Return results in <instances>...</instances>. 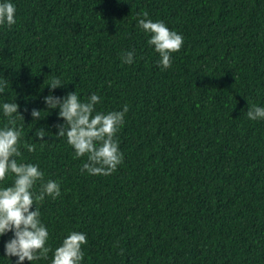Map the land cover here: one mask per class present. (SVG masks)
<instances>
[{"label": "trees", "instance_id": "16d2710c", "mask_svg": "<svg viewBox=\"0 0 264 264\" xmlns=\"http://www.w3.org/2000/svg\"><path fill=\"white\" fill-rule=\"evenodd\" d=\"M11 2L16 24L0 26V128L2 104L18 103L22 144L36 145L21 147L18 163L61 186L39 205L52 251L24 264H51L73 231L87 235L82 264H264V119L247 118L264 107V0ZM143 12L184 38L169 69L137 26ZM132 50L134 63H123ZM54 78L65 85L55 96L98 94L96 112L128 105L112 175L82 173L87 157L56 138L64 121L44 103ZM11 238L0 237V264L18 260L5 254Z\"/></svg>", "mask_w": 264, "mask_h": 264}, {"label": "clouds", "instance_id": "9594fccd", "mask_svg": "<svg viewBox=\"0 0 264 264\" xmlns=\"http://www.w3.org/2000/svg\"><path fill=\"white\" fill-rule=\"evenodd\" d=\"M138 15L137 26L150 35L148 45L153 46L161 57L158 64L165 70L171 68L173 54L180 52L184 45L183 36L170 30L163 21L154 22L148 18L147 12ZM15 24L16 7L11 0H3L0 2V26L11 28ZM135 55L134 50L123 53L122 62L134 63ZM6 86V81L0 82V94L5 92ZM48 86L52 91L44 97L46 109H59L58 118L64 121L55 125L58 129L56 138L66 137L67 143L74 149L75 159L87 157L82 173L112 175L124 161L117 134L125 124L128 105H124L123 111L96 112V105L101 103L98 94L93 93L87 102H82L76 91L63 97L52 94L57 88L65 87L59 78H54ZM19 109L20 105L16 102L2 104L7 123L0 128V182H6L9 176L14 179L11 186L0 187V237L13 233V238L5 243L6 257H18L16 264H24L25 260L47 259L52 251L47 246L49 231L41 220L39 205L46 197L53 200L60 197L61 186L57 181L45 180V174L37 164L18 163L17 158L22 157L21 147L28 152L36 150L35 144H22L23 125L17 122L24 121L25 117ZM24 111H28L27 107ZM42 111L33 108V120L43 119ZM247 118L253 121L264 119V107L250 106ZM47 133L44 127H40L36 129L35 137L46 141L44 137ZM87 244L85 233L71 232L55 249L51 264H82L85 259L83 248Z\"/></svg>", "mask_w": 264, "mask_h": 264}]
</instances>
